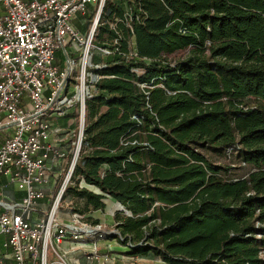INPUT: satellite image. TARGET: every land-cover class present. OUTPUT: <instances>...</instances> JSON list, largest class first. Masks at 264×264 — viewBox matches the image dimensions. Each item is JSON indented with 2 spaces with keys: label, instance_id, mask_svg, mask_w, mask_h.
Returning <instances> with one entry per match:
<instances>
[{
  "label": "trees",
  "instance_id": "trees-1",
  "mask_svg": "<svg viewBox=\"0 0 264 264\" xmlns=\"http://www.w3.org/2000/svg\"><path fill=\"white\" fill-rule=\"evenodd\" d=\"M92 45L65 210L114 199L165 264H264V0H106Z\"/></svg>",
  "mask_w": 264,
  "mask_h": 264
},
{
  "label": "built area",
  "instance_id": "built-area-1",
  "mask_svg": "<svg viewBox=\"0 0 264 264\" xmlns=\"http://www.w3.org/2000/svg\"><path fill=\"white\" fill-rule=\"evenodd\" d=\"M105 2L0 0V178L4 181H0V264H47L49 246L78 241L83 231L81 226L62 224L55 212L80 148L89 82L97 78L87 67ZM88 12L92 19L82 21L86 31L81 33L74 20ZM59 50L65 54L63 68L55 64ZM74 107L77 126L67 170L50 211L31 222L28 214L35 200L43 197L35 187L50 184L53 162L66 155L48 140L51 119ZM9 184L25 193L19 203L4 200Z\"/></svg>",
  "mask_w": 264,
  "mask_h": 264
},
{
  "label": "rangeland",
  "instance_id": "rangeland-1",
  "mask_svg": "<svg viewBox=\"0 0 264 264\" xmlns=\"http://www.w3.org/2000/svg\"><path fill=\"white\" fill-rule=\"evenodd\" d=\"M79 17L83 18L80 15ZM75 26L79 32L84 33L83 31H85L86 26L84 28L77 25ZM68 49L67 47V51ZM182 56L183 53L178 52L170 55L169 58L176 59ZM55 64L60 68H63L64 65L66 66L65 54L62 50L56 52ZM79 73L80 68L78 65L74 75L78 77ZM76 83L77 85L79 84L78 82ZM74 109L76 108L74 107ZM72 117V126L75 132L77 126L76 114L73 113ZM54 196L47 213L51 209ZM66 204H68V202ZM66 204L60 203L57 208L55 215L58 220L62 224L81 226L83 231L78 241L67 239L63 241L65 243L62 242L58 246H49L47 250V264H165L151 253L132 255L130 246L120 243V236L113 226L112 206H109L101 215V218L106 221H102V223L98 225H93L86 217H75L71 213H66L64 211V208L67 206ZM114 206L116 205L114 204ZM85 230H89V232Z\"/></svg>",
  "mask_w": 264,
  "mask_h": 264
},
{
  "label": "crops",
  "instance_id": "crops-1",
  "mask_svg": "<svg viewBox=\"0 0 264 264\" xmlns=\"http://www.w3.org/2000/svg\"><path fill=\"white\" fill-rule=\"evenodd\" d=\"M74 24L83 28L82 21H79V17L74 20ZM73 113H75V109L70 108L68 112H66L64 115L55 116L51 119L52 120L51 129H50V136L48 140L56 148H59L65 151L66 155L64 158L58 159L56 160V162L55 161L53 162L50 184L35 187L36 189L41 190L43 192V197L35 200L33 207L28 214V218L31 222H34L44 217L47 214L52 198L55 195L57 188L60 182L62 181V178L64 177L65 172L67 170V166H68L70 156H71L70 154H71V149H72V142L75 139V132L72 126L73 125V117H72ZM1 138L2 137L0 136V141H1ZM2 179L3 178H0V181L4 182ZM81 186H86L88 189L92 190L93 192H96V193L99 192V190L96 187L85 185L84 182H81ZM24 195L25 193L23 191L17 190L14 185L9 184L5 189L4 200L10 204L19 203L21 199L24 197ZM103 202L105 204V208L102 211H99V210L93 211L89 213L88 215H86V217L92 220H97L98 223L101 224L102 221H106L103 218H101V215L103 214L104 211L108 209L109 206L113 207L112 215L114 214L115 211L121 210L120 203H118L117 201H115L114 199L110 197H106L103 200ZM114 204L116 206H114ZM66 205L68 206V204ZM65 208H64V211L66 213H69L65 210ZM0 210H3V208H0Z\"/></svg>",
  "mask_w": 264,
  "mask_h": 264
},
{
  "label": "water",
  "instance_id": "water-1",
  "mask_svg": "<svg viewBox=\"0 0 264 264\" xmlns=\"http://www.w3.org/2000/svg\"><path fill=\"white\" fill-rule=\"evenodd\" d=\"M120 207H121V210H123V208H122V206L120 205Z\"/></svg>",
  "mask_w": 264,
  "mask_h": 264
}]
</instances>
